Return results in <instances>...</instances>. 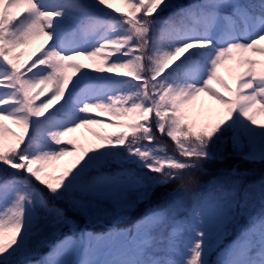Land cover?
I'll return each instance as SVG.
<instances>
[{
  "label": "snow or ice",
  "instance_id": "obj_1",
  "mask_svg": "<svg viewBox=\"0 0 264 264\" xmlns=\"http://www.w3.org/2000/svg\"><path fill=\"white\" fill-rule=\"evenodd\" d=\"M258 115L264 0H0V264H264V178L196 183L264 164Z\"/></svg>",
  "mask_w": 264,
  "mask_h": 264
},
{
  "label": "rangeland",
  "instance_id": "obj_2",
  "mask_svg": "<svg viewBox=\"0 0 264 264\" xmlns=\"http://www.w3.org/2000/svg\"><path fill=\"white\" fill-rule=\"evenodd\" d=\"M118 6V5H117ZM258 123H264V116H257L256 117ZM93 130L95 131H102L105 133H112V132H117L121 131L120 129H115V128H109V127H104V128H98L95 126H92ZM74 135L78 136L81 138L82 142H85L86 140H93L94 138L91 135V132L85 128V129H79L77 133ZM168 151L172 153V151L167 147ZM73 159L72 157H66L65 160H71ZM260 180L254 181L252 183H248L246 185L249 186H254L255 187V194H259V182ZM163 191V190H161ZM134 199V197H132ZM191 203V200H189V204ZM141 209L144 214L147 212L149 207L146 204H138L132 207L130 210L124 212L123 214L120 215H109L105 216L104 218L100 219L99 221L95 223H90L86 221V219L78 214L69 212V216L76 222V225L78 228H88L93 233H108L110 230H120V231H125L132 226V229H134V226L137 224V222L141 219L135 220L131 212L135 211V209ZM181 218H183L181 216ZM166 234V232H165ZM71 235V229L68 227H65L61 230L59 235L51 237L48 241V244L39 248L38 253L32 257L33 260H38L41 255H46L48 252L51 251V247L54 246L59 240H62L65 236ZM236 236V233L233 232L232 235H230L227 239L224 240L225 244H228L232 239H234ZM213 260L216 259L215 255L212 257Z\"/></svg>",
  "mask_w": 264,
  "mask_h": 264
},
{
  "label": "trees",
  "instance_id": "obj_3",
  "mask_svg": "<svg viewBox=\"0 0 264 264\" xmlns=\"http://www.w3.org/2000/svg\"><path fill=\"white\" fill-rule=\"evenodd\" d=\"M158 143L164 144L172 151V153H174V146L168 138L158 137ZM227 152L228 153L231 152L230 143L227 147ZM205 167L208 169V173L206 175L197 173L196 183L208 184V182L212 181L213 177L216 174H218L223 170H230L232 168H236L237 171L241 173L240 178L242 179L244 185L260 179L262 180V178H264V164L245 161L234 155L228 156L223 162L216 161L206 165ZM172 187H179V185L169 186L168 190L171 191ZM196 190H197L196 188H192V191H196ZM131 215L135 220H137L142 218L144 212L138 207L137 209H135V211L131 212ZM129 229H132V226H130Z\"/></svg>",
  "mask_w": 264,
  "mask_h": 264
}]
</instances>
